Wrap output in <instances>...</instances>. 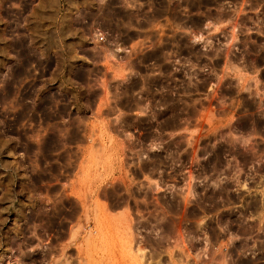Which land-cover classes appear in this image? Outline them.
Segmentation results:
<instances>
[{"label": "rangeland", "instance_id": "374dc122", "mask_svg": "<svg viewBox=\"0 0 264 264\" xmlns=\"http://www.w3.org/2000/svg\"><path fill=\"white\" fill-rule=\"evenodd\" d=\"M256 72L264 0H0V264H264Z\"/></svg>", "mask_w": 264, "mask_h": 264}, {"label": "built area", "instance_id": "2783aa9c", "mask_svg": "<svg viewBox=\"0 0 264 264\" xmlns=\"http://www.w3.org/2000/svg\"><path fill=\"white\" fill-rule=\"evenodd\" d=\"M97 38L102 39V34H100V32H97ZM250 78H251L250 80H245V82H243L242 84L243 86H250L249 92H250V96H252L255 99L256 112L258 113V115H260L261 118H264V78L261 77L259 72L254 73ZM258 195L260 198L264 199V188L262 191L259 192ZM198 261L201 264L204 260H197V261L186 260L183 261V263L191 264L192 262L197 263Z\"/></svg>", "mask_w": 264, "mask_h": 264}, {"label": "crops", "instance_id": "0c3cea01", "mask_svg": "<svg viewBox=\"0 0 264 264\" xmlns=\"http://www.w3.org/2000/svg\"><path fill=\"white\" fill-rule=\"evenodd\" d=\"M67 8V7H66ZM64 9V12H63V14H64V16L65 15H69V14H72V15H74V13L76 12L75 10H74V8H70V6H68V8L67 9Z\"/></svg>", "mask_w": 264, "mask_h": 264}, {"label": "flooded vegetation", "instance_id": "af4514ba", "mask_svg": "<svg viewBox=\"0 0 264 264\" xmlns=\"http://www.w3.org/2000/svg\"><path fill=\"white\" fill-rule=\"evenodd\" d=\"M152 264H159V262L155 261V262H153Z\"/></svg>", "mask_w": 264, "mask_h": 264}]
</instances>
